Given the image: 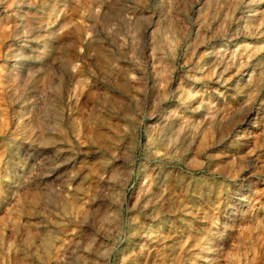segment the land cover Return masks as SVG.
Segmentation results:
<instances>
[{"label": "rangeland", "instance_id": "obj_1", "mask_svg": "<svg viewBox=\"0 0 264 264\" xmlns=\"http://www.w3.org/2000/svg\"><path fill=\"white\" fill-rule=\"evenodd\" d=\"M200 7L214 16L199 19ZM260 7L264 0H0V264H211L216 231L249 181L246 210L212 264H264V75L254 56L264 59V29L244 30ZM196 29L198 49L184 55L182 45L173 56ZM235 33L232 57L224 43ZM214 44L230 62L220 87L194 80L210 74L196 62ZM190 90L201 107L174 95ZM166 133H180L175 154H146ZM143 165L166 179L152 183L157 197L136 186ZM149 227L142 252L134 240Z\"/></svg>", "mask_w": 264, "mask_h": 264}, {"label": "bare ground", "instance_id": "obj_2", "mask_svg": "<svg viewBox=\"0 0 264 264\" xmlns=\"http://www.w3.org/2000/svg\"><path fill=\"white\" fill-rule=\"evenodd\" d=\"M171 1V0H170ZM195 1V0H194ZM160 2V1H159ZM199 2V1H198ZM193 3V2H192ZM239 8V5L237 6V9ZM169 9H172V7L169 6ZM195 9V8H194ZM193 10V9H191ZM191 13V12H190ZM205 15V16H208L210 18H212L214 16V14L212 12H203V10H201V7L198 9V11L194 12L192 11V14H196L198 15V18L200 19L201 18V15ZM191 16V14H190ZM245 18V23H244V27H245V31L247 33V35L249 36H252V35H259L260 32H262V30L264 29V8L263 7H260V8H253L252 10L248 11V14L244 17ZM194 19V18H193ZM234 20V19H233ZM232 20V21H233ZM158 24H160V21H157ZM192 22V21H191ZM182 23V22H181ZM192 24V23H191ZM181 26V25H179ZM183 26V25H182ZM191 26V25H190ZM231 26V25H230ZM229 26V27H230ZM232 27V26H231ZM151 28V27H150ZM163 28V27H162ZM181 29V28H180ZM184 30V29H183ZM148 32V31H147ZM209 32V31H208ZM199 29H196V30H193V31H190V33H187L184 35V37L181 39V41H179V44H178V47H171V53L173 56L176 55L179 47L181 49L182 45H185L183 51H184V55L185 54H188L192 51H196L198 48V40H199ZM214 33V32H212ZM193 34V35H192ZM228 34V33H227ZM209 35V34H208ZM212 35V34H211ZM239 34L238 33H235L233 35H230L229 37H227L225 39V43H224V46L226 47L227 50H231L235 45L233 44L234 42V38L231 39L233 36L237 37ZM148 36V35H147ZM173 37V36H172ZM191 39V40H190ZM172 40V39H171ZM193 40V41H192ZM212 40V39H211ZM224 40V39H223ZM168 41V40H167ZM190 41H192L190 43ZM201 41V40H200ZM202 43V42H201ZM156 44H158L159 46V42H157ZM92 45V44H91ZM153 50H152V53L151 55L149 56L150 57V61H151V64H152V67L155 69L156 66L160 63L161 61V56H162V52L159 50V49H155V42L153 43ZM223 45H213L211 47V51H210V54H209V57L208 58H204L203 60L201 59H198V61L196 62L197 64V69L198 70H201L203 73H206V69H210L208 73H210L207 77L205 74H201L199 75V77H194V80L198 83H212L214 85H217L218 87H220L221 84L223 83H227V78H225L224 74L227 72L228 70V66L230 65V62L226 61V53L223 52L222 50V47H224ZM94 48V47H93ZM147 48V47H146ZM258 47H256L254 49V52H256ZM232 52H230V56L232 57H235L236 56V52L231 50ZM259 55H257V52L254 53V56H258L260 59V62H261V65L263 66H260V71H262V75H264V59L263 57L261 56L262 52H258ZM147 55V53H146ZM228 55V54H227ZM180 56V55H179ZM179 59V58H178ZM194 60V59H193ZM149 61V62H150ZM190 62V61H189ZM188 62V63H189ZM148 65V64H147ZM167 68L165 69V72L169 71L170 73V79H169V90L171 91V89L173 88V86L176 84V73H174L171 69L173 67L174 69V66H172L171 62H168L167 63ZM183 68V66H182ZM218 68H222L223 70L222 71H218ZM177 69V68H176ZM179 69V68H178ZM235 69V68H234ZM149 70V69H148ZM146 72V71H145ZM238 72V71H237ZM172 73V74H171ZM230 73V72H229ZM244 73V72H243ZM241 73V74H243ZM144 74V73H143ZM236 76V75H235ZM247 76V74H246ZM232 77V76H231ZM148 79V78H147ZM232 79V78H231ZM245 79V78H243ZM264 80V77L260 79V82L262 81L263 82ZM232 81V80H231ZM249 79L248 81H246L242 86H247L248 83H249ZM127 86V85H126ZM203 86V85H202ZM131 87V86H130ZM217 89V88H215ZM136 90V89H135ZM196 90V89H194ZM216 92V90H215ZM214 92V93H215ZM170 93V92H169ZM172 93V92H171ZM176 98L178 99H181V97H185L186 96V100L189 101L190 105H193V104H198L197 107H201V99L198 97V95H196V92L190 90L187 92L186 95H183L181 94L180 92H177L174 94ZM165 101V100H164ZM174 101V100H173ZM198 101H200V104L198 103ZM171 102V101H170ZM193 107V106H192ZM197 107H195L194 109H192V112L195 113L197 112L198 110ZM253 112H250V114H252ZM185 114V113H184ZM231 117V116H230ZM153 118L156 119V121L158 122V124L162 125V124H167V121L164 122V115L163 114H158V115H155L153 116ZM227 118V117H226ZM234 118V117H233ZM229 120V118H228ZM164 122V123H163ZM128 123V122H127ZM164 124V125H165ZM235 124V123H234ZM163 125V126H164ZM223 125V124H222ZM232 127H234L232 125ZM180 131H184L183 129L185 128V126H180L179 127ZM224 129V128H223ZM237 130V132H234V137L235 139H239L241 138V135H240V131L238 130V128L236 129L235 128V131ZM231 131V130H230ZM233 132V130H232ZM231 133V132H230ZM180 134V133H179ZM179 134H177V136L175 138H173L172 136H169L167 133L163 135V138H159V139H151L148 144H146V154H149L153 149H156L157 146H160L162 147L165 151H164V155L168 156L169 158H171L175 153V142L177 140L180 139V136ZM182 134V133H181ZM185 135H187V138L191 141L190 144L193 142V135L192 133H183ZM110 137V136H109ZM117 137V136H116ZM115 137V138H116ZM228 137V136H227ZM226 137V138H227ZM99 138H102V135H98L97 136V139ZM113 138V136H112ZM114 139H111V140H115ZM119 138V137H117ZM116 138V139H117ZM106 139H109V138H106ZM222 140V139H221ZM110 141V140H109ZM223 141V140H222ZM236 141V140H235ZM58 142V141H57ZM219 142V141H218ZM222 143V142H221ZM110 144L106 143V146L109 147ZM160 147L157 148L156 151H159L160 150ZM106 152V151H105ZM108 156V155H107ZM110 156V155H109ZM117 156V155H116ZM162 156V155H161ZM131 157V156H130ZM225 158V157H224ZM121 160V159H120ZM147 160V159H146ZM239 160L241 161L242 159L239 158ZM104 161V160H103ZM157 161V160H156ZM178 161V160H177ZM106 162V161H105ZM152 162V161H151ZM167 162V160H166ZM164 162V163H166ZM179 164V163H178ZM164 165V164H163ZM116 167V166H115ZM148 167V166H147ZM106 168V167H105ZM174 168V167H173ZM117 174V173H116ZM96 176V175H95ZM161 178V179H160ZM158 179V181L162 180V174L159 173V172H156L154 169H151V170H148L146 168L145 165L142 166V171L140 172V181L137 183V188L138 190L141 192V191H148L149 192V197H157V188H154V186H152V183L154 181H156ZM163 181V184L166 182V179L162 180ZM108 183V182H107ZM158 183V182H157ZM254 183V182H253ZM252 183L251 181H249L248 183L245 184L246 188L243 189V191L239 194V196L236 198V200L238 201V203H236L234 206H233V212H230V214L228 215V218H229V222H224V224H222L216 231V233H218V241L216 243L215 246H210L209 249L211 250V254L208 255L207 257V261L209 263H213L217 258H219L223 252V250L225 249L226 247V238H227V234L229 232H231L232 228H233V225L234 223L239 220L238 216L240 217L239 213L242 214L245 212L246 210V207H247V204L249 203V200H250V190H249V187ZM248 187V188H247ZM100 188V187H99ZM121 189V188H120ZM101 190V189H100ZM136 190V189H135ZM134 190V191H135ZM160 190V189H159ZM140 194L137 193L136 196H139ZM91 199V198H90ZM97 200V199H96ZM152 200V199H151ZM136 201V200H135ZM141 201V200H140ZM95 202V201H94ZM157 202V201H156ZM88 203V202H87ZM139 203V202H137ZM156 203H154L155 205ZM92 205V203H91ZM153 205V206H154ZM95 206V205H94ZM151 207L150 206L148 208H150L151 212H149L148 215H151L150 217L153 218L154 216V212L157 211V208H154V207ZM135 207V206H134ZM137 207V206H136ZM143 208V207H142ZM147 208V207H146ZM159 209V208H158ZM146 210V209H145ZM149 210V209H148ZM131 211V210H130ZM159 212V211H158ZM88 216V215H87ZM147 216V215H146ZM116 217H117V214H116ZM159 217V216H158ZM157 219V218H156ZM160 219V218H159ZM150 220V219H149ZM165 219H162V221H164ZM133 221V220H132ZM156 221V220H155ZM134 222V221H133ZM163 224V223H162ZM135 225V223L133 224ZM165 225V224H164ZM152 234V230L150 229H146L142 234L141 236H139L137 238V240H134V241H138L137 243L139 244V247L140 249L143 251H146L148 250L149 252V245L151 243V241L153 239H150V235ZM135 242V244H137ZM135 246V245H134ZM147 249V250H146ZM213 249V250H212ZM146 255V254H145Z\"/></svg>", "mask_w": 264, "mask_h": 264}]
</instances>
